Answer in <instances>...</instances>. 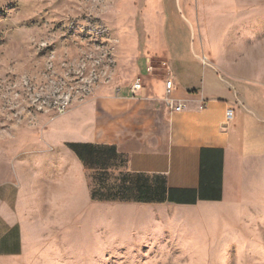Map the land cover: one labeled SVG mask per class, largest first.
<instances>
[{"label":"rangeland","instance_id":"1","mask_svg":"<svg viewBox=\"0 0 264 264\" xmlns=\"http://www.w3.org/2000/svg\"><path fill=\"white\" fill-rule=\"evenodd\" d=\"M155 2L0 0V119L45 126L92 104L102 123L103 91L129 89L136 54L157 40ZM160 8L156 23L171 52L194 44L211 62L235 44L264 50V0H161ZM139 63L144 75V57ZM94 145L82 175L61 168L57 186L45 180L25 195L18 264H264V174L221 204L167 206L136 200L143 178Z\"/></svg>","mask_w":264,"mask_h":264},{"label":"crops","instance_id":"2","mask_svg":"<svg viewBox=\"0 0 264 264\" xmlns=\"http://www.w3.org/2000/svg\"><path fill=\"white\" fill-rule=\"evenodd\" d=\"M154 4L148 10L155 13L150 25L157 40L133 63L134 79H141L143 89L136 97L128 88L103 91L102 123L94 120L92 104L76 106L83 111L67 122L54 123L56 117L45 126L40 120L16 125L0 119V264H18L27 248L23 203L29 189L45 180L57 186L61 168L83 174L74 144L114 146L122 170L142 177L162 196L153 202L167 206L221 204L259 183L264 174V50L235 44L212 52L214 62L194 44L171 52L156 23L161 0ZM139 57H144V75ZM168 74L171 98L184 105L178 112L163 99ZM228 108L233 109L230 121ZM87 195L92 199L91 188Z\"/></svg>","mask_w":264,"mask_h":264},{"label":"trees","instance_id":"3","mask_svg":"<svg viewBox=\"0 0 264 264\" xmlns=\"http://www.w3.org/2000/svg\"><path fill=\"white\" fill-rule=\"evenodd\" d=\"M79 158L86 163L89 158H93V151L97 149V146L94 144H74L73 146ZM101 151L106 153H116V149L114 146H100ZM93 166L98 167L102 166L98 161L92 162ZM139 195L136 197V200L145 201V202H153V201H162V196L157 192V189H154L150 185L142 184L138 187ZM91 198L95 199L94 192H91Z\"/></svg>","mask_w":264,"mask_h":264},{"label":"built area","instance_id":"4","mask_svg":"<svg viewBox=\"0 0 264 264\" xmlns=\"http://www.w3.org/2000/svg\"><path fill=\"white\" fill-rule=\"evenodd\" d=\"M203 59H205L203 57ZM173 85H172V75L168 74L167 79L165 80V94H164V102L166 103L167 107L171 111H181L184 109V105L181 103H177L174 101L173 98H171L170 94L172 91ZM143 89L142 81L139 77L135 78L133 83L130 85L129 93L132 97L138 96L139 92ZM233 117V109L228 108L226 112V119L227 121H230Z\"/></svg>","mask_w":264,"mask_h":264}]
</instances>
